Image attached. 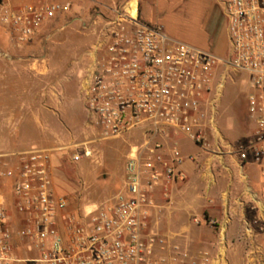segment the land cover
<instances>
[{
	"label": "built area",
	"instance_id": "built-area-1",
	"mask_svg": "<svg viewBox=\"0 0 264 264\" xmlns=\"http://www.w3.org/2000/svg\"><path fill=\"white\" fill-rule=\"evenodd\" d=\"M221 2L230 41L226 59L121 8L102 24L80 93L87 122L101 140L142 133L130 147L123 188L104 203L76 208L57 186L55 150L0 154V182L13 181L17 215L15 222L0 195V264H215L208 251L172 243L156 230L153 216L155 191L161 189L169 203L171 185L182 176L184 160L176 143L168 147L169 139L182 134L211 149L214 105L231 75L245 76L260 141L240 157L264 161V0ZM71 10L69 2L0 0V27L11 45L21 47ZM0 56L7 55L0 49ZM92 155L84 148L72 160Z\"/></svg>",
	"mask_w": 264,
	"mask_h": 264
},
{
	"label": "rangeland",
	"instance_id": "rangeland-1",
	"mask_svg": "<svg viewBox=\"0 0 264 264\" xmlns=\"http://www.w3.org/2000/svg\"><path fill=\"white\" fill-rule=\"evenodd\" d=\"M48 2L53 0H37L35 3ZM207 2L160 0L157 14L161 25L158 26H163V30L173 39L195 45L226 59L230 41L223 4L221 1L217 3V21H201V16H205L206 12L202 7L207 9ZM149 4L148 1L142 3L144 14L150 12ZM194 4L198 5L195 6L197 9L193 8ZM154 22L156 23L150 24L157 25V21ZM205 30H210L209 37L203 35ZM93 41L90 30L84 28L81 22H73L67 23L62 31L51 34L48 41L43 36H37L30 43L15 47L4 37L0 27V49L10 55L18 53L22 56L23 67L27 68L30 63L29 58H24L28 55L38 57L49 53L51 58L47 64L49 69L35 73L25 69L26 72L20 75L18 81L12 62L0 56V154L55 150V179L58 188L71 196L76 208L104 203L122 190L130 147L142 141V133L139 131L118 139L98 138L87 122V112L84 111V104L76 86L75 80L80 78L77 76L79 73H66L65 69H61L60 58L67 61L79 58L91 48ZM66 75L69 77L67 92L60 89V82ZM19 82L25 87H17ZM28 84L30 87L26 88ZM249 93L245 76L231 75L225 80L221 95L214 105L216 129L213 131H218L232 145L240 144V118L246 112ZM59 98H63V102L68 99L74 101L77 108L71 107L72 114L68 115L66 110L60 114V106L57 104ZM212 98L216 96L213 95ZM11 117L13 120L10 121ZM249 129L253 131V123H250ZM178 142L196 147L195 143L182 134L179 135ZM84 148L93 150L92 157L82 156L73 161V153ZM156 230L173 243L170 233L163 231L161 227ZM29 250L33 251L30 246Z\"/></svg>",
	"mask_w": 264,
	"mask_h": 264
},
{
	"label": "crops",
	"instance_id": "crops-1",
	"mask_svg": "<svg viewBox=\"0 0 264 264\" xmlns=\"http://www.w3.org/2000/svg\"><path fill=\"white\" fill-rule=\"evenodd\" d=\"M28 1L35 3L37 0H13L12 3L20 5ZM56 1L71 3L72 10L45 25L38 37L43 36L48 41L51 34L62 31L67 23L73 22H81L90 30L94 39L90 49L74 60L60 58L61 69L66 73H79L80 78L94 60V45L100 40L102 24L117 17L115 9L121 8L131 14L129 8H135L136 16L131 15L139 21L148 24L157 21V25H161L157 14L160 0H53ZM144 1L150 2L151 9L145 14L142 11ZM206 1L207 9L202 7L206 12L201 21H217V3L221 0ZM195 6L198 5L193 6L197 9ZM203 35L209 37L210 30H205ZM6 55L1 58L12 62L18 81L26 70L44 72L51 60L49 53L38 57L28 55L24 58H29L30 63L25 68L18 53ZM80 78L77 77L75 82L82 99ZM68 80L66 75L60 82V89L65 92ZM17 87L23 86L19 82ZM29 87L28 84L26 88ZM62 99L57 101L60 114L65 110L68 115L72 114L71 107L77 108L74 101L67 98L63 102ZM240 120L242 137L238 145L228 143L218 131L209 135L210 150L196 144V147L179 144L178 137L170 138L168 147L176 143L184 160L180 167L182 176L171 185L169 203L162 198L161 189L154 194L159 206L153 216L155 225L170 233L174 244L192 252L209 251L216 260L215 264H264V161L256 163L252 155L247 160L240 157L242 150H250L260 143L257 122L248 112V101ZM250 123L254 124L253 131L249 129Z\"/></svg>",
	"mask_w": 264,
	"mask_h": 264
},
{
	"label": "trees",
	"instance_id": "trees-1",
	"mask_svg": "<svg viewBox=\"0 0 264 264\" xmlns=\"http://www.w3.org/2000/svg\"><path fill=\"white\" fill-rule=\"evenodd\" d=\"M0 195L4 198L5 204L9 209L14 221L16 222V197L13 190V181H1L0 182Z\"/></svg>",
	"mask_w": 264,
	"mask_h": 264
},
{
	"label": "bare ground",
	"instance_id": "bare-ground-1",
	"mask_svg": "<svg viewBox=\"0 0 264 264\" xmlns=\"http://www.w3.org/2000/svg\"><path fill=\"white\" fill-rule=\"evenodd\" d=\"M129 10L133 16H136L137 10L135 8H129Z\"/></svg>",
	"mask_w": 264,
	"mask_h": 264
}]
</instances>
